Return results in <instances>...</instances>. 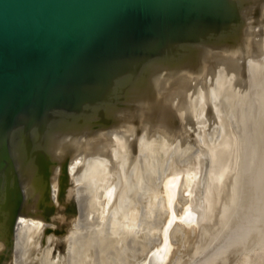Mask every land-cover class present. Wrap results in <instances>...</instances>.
<instances>
[{
	"label": "water",
	"instance_id": "95a60500",
	"mask_svg": "<svg viewBox=\"0 0 264 264\" xmlns=\"http://www.w3.org/2000/svg\"><path fill=\"white\" fill-rule=\"evenodd\" d=\"M263 249L264 0H0V264Z\"/></svg>",
	"mask_w": 264,
	"mask_h": 264
},
{
	"label": "rangeland",
	"instance_id": "374dc122",
	"mask_svg": "<svg viewBox=\"0 0 264 264\" xmlns=\"http://www.w3.org/2000/svg\"><path fill=\"white\" fill-rule=\"evenodd\" d=\"M249 264H264V249Z\"/></svg>",
	"mask_w": 264,
	"mask_h": 264
},
{
	"label": "bare ground",
	"instance_id": "6f19581e",
	"mask_svg": "<svg viewBox=\"0 0 264 264\" xmlns=\"http://www.w3.org/2000/svg\"><path fill=\"white\" fill-rule=\"evenodd\" d=\"M252 262V261H251ZM254 262V261H253Z\"/></svg>",
	"mask_w": 264,
	"mask_h": 264
}]
</instances>
